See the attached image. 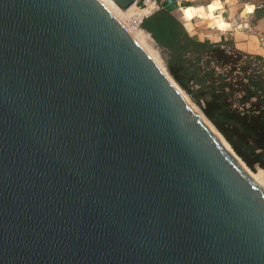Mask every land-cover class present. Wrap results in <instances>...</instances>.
I'll return each instance as SVG.
<instances>
[{"label":"water","instance_id":"95a60500","mask_svg":"<svg viewBox=\"0 0 264 264\" xmlns=\"http://www.w3.org/2000/svg\"><path fill=\"white\" fill-rule=\"evenodd\" d=\"M170 79L100 0H0V264H264V188Z\"/></svg>","mask_w":264,"mask_h":264},{"label":"trees","instance_id":"16d2710c","mask_svg":"<svg viewBox=\"0 0 264 264\" xmlns=\"http://www.w3.org/2000/svg\"><path fill=\"white\" fill-rule=\"evenodd\" d=\"M139 28L160 51L169 76L236 156L251 170H264V58L237 49L232 40H196L162 8Z\"/></svg>","mask_w":264,"mask_h":264},{"label":"crops","instance_id":"0c3cea01","mask_svg":"<svg viewBox=\"0 0 264 264\" xmlns=\"http://www.w3.org/2000/svg\"><path fill=\"white\" fill-rule=\"evenodd\" d=\"M180 2L191 4L189 7H181L184 9L191 7L195 10L198 7H203L205 10V14L191 15L186 21H183L181 17L179 18L192 38L208 42L232 40L237 49L264 58V0L243 2H235L234 0H179ZM213 3L218 4L215 7L216 11L213 9ZM152 10L143 17L145 18L155 12ZM214 13L220 24L213 23L210 19V16L214 17L212 15ZM197 17L209 21L211 25L202 27L201 23L204 21L196 19ZM217 18L215 17L214 20L216 21ZM244 21H249L252 24L251 31L247 32L237 27ZM210 27L213 28L209 29ZM214 28L215 31H211Z\"/></svg>","mask_w":264,"mask_h":264},{"label":"bare ground","instance_id":"6f19581e","mask_svg":"<svg viewBox=\"0 0 264 264\" xmlns=\"http://www.w3.org/2000/svg\"><path fill=\"white\" fill-rule=\"evenodd\" d=\"M101 3L111 12V14L123 25V27L127 30V32L130 34V36L135 40V42L146 52V54L153 60V62H155V54L150 51V49L148 50L143 42L140 40V38H138L137 36H134L131 34V32L129 31L130 28L127 24V21L129 19H134L135 22H139L141 17L146 16L150 9L151 6L153 8H155V2L153 1H147L146 2V6L143 9H139L136 6L132 5L128 10L126 11H122L120 10L111 0H100ZM165 4L170 5V6H175L177 4H175L174 0H165L164 1ZM178 8V7H177ZM176 8V9H177ZM180 10V9H179ZM191 14H195V15H203L205 14V10L203 7H198L197 9L193 10L192 13L187 12L186 13V18H190ZM139 24V23H138ZM155 64L162 70V72L168 77V79L170 80V82L174 85V83L171 81L170 77L167 75L165 69L161 68L159 64H157V62H155ZM177 88V87H176ZM177 90L180 92L181 91L177 88ZM182 95V94H181ZM183 96V95H182ZM184 97V96H183ZM185 100L187 101V98L184 97ZM187 103L189 104V102L187 101ZM190 105V104H189ZM191 106V105H190ZM199 112V111H198ZM200 113V112H199ZM199 116H201L203 122L209 127V129L217 136V138L220 140V142L224 145V147L228 150V152L235 158V160L243 167L245 168L244 163L237 157L234 155V153L232 152L231 148L229 147V145L225 142V140L221 137V135L213 128V126L204 118V116L202 114H200ZM246 169V168H245ZM248 170V169H247ZM251 177L258 182L260 185H264V170L258 169L257 173H251Z\"/></svg>","mask_w":264,"mask_h":264},{"label":"rangeland","instance_id":"374dc122","mask_svg":"<svg viewBox=\"0 0 264 264\" xmlns=\"http://www.w3.org/2000/svg\"><path fill=\"white\" fill-rule=\"evenodd\" d=\"M147 1H153V0H139L134 6H136L137 8H139V9H143L145 6H146V2ZM165 0H156V3H155V8L153 9V7H152V5H150L151 6V9H150V11L153 9L154 11H157L159 8H161V3L162 2H164ZM154 2V1H153ZM174 2H175V4H177L178 3V0H174ZM145 3V4H144ZM196 3V2H195ZM194 3V4H195ZM182 4H183V2H180V5H179V7H178V10L176 9V10H172V13L177 17V18H182V20L183 21H186V13L187 12H190V13H192L193 12V10H194V8H187V9H184V8H181V7H183L182 6ZM211 7H212V5H213V9H214V11H216L217 9L215 8L218 4H215V3H213L212 5L211 4H209ZM180 9V10H179ZM152 10V11H153ZM149 11V12H150ZM191 15H194V14H191ZM214 17H212V16H210V19L213 21V23H219L220 24V21L218 20V18H217V16L215 15V13L214 14H212ZM215 17L217 18L216 19V21L214 20L215 19ZM219 17V16H218ZM196 19H199V20H202L200 17H197ZM180 20V19H179ZM181 21V20H180ZM202 21H204L203 23H201V26L202 27H206L207 25H209L210 24V22L209 21H206V20H202ZM138 23L139 22H135L134 21V19H129L128 21H127V24H128V26H129V28H130V32H131V34L132 35H134V36H137L138 38H140V40L143 42V44H144V46L149 50L150 49V51H152L155 55V62H157V64H159L160 65V67L161 68H163L164 69V67H165V64H164V60H163V58H162V55H161V53H160V51L155 47V44H154V42L151 40V38H150V36L147 34V33H145L143 30H141L140 28H139V26H138ZM211 25V24H210ZM211 28H213V27H210L209 29H211ZM211 31H215V28L213 29V30H211ZM166 69V68H165ZM184 92H181V94L184 96V97H186L184 94H183ZM188 97V96H187ZM186 97V98H187ZM190 99H188L187 98V101L189 102V104L191 105V107L193 108V110L195 111V113H197L198 115H200L201 114V112H200V110H199V108L197 107V106H195L192 102H191V100L189 101ZM200 113H199V112ZM245 165V164H244ZM243 168V167H242ZM246 168V169H245ZM245 168H243L250 176H251V173H257V170H258V168H255V170H251L250 168H248L246 165H245ZM248 169V170H247ZM263 188H264V185H261Z\"/></svg>","mask_w":264,"mask_h":264},{"label":"built area","instance_id":"2783aa9c","mask_svg":"<svg viewBox=\"0 0 264 264\" xmlns=\"http://www.w3.org/2000/svg\"><path fill=\"white\" fill-rule=\"evenodd\" d=\"M153 1L156 3V0H153ZM234 1L235 2H243V1H247V0H234ZM179 5H180V3H179V0H178V7H179ZM143 18L144 17H141V19L139 21V24H138L139 27L141 25V22H142ZM237 27L242 28L243 30L249 32V31H251L252 24L249 21H244L241 24H239Z\"/></svg>","mask_w":264,"mask_h":264}]
</instances>
